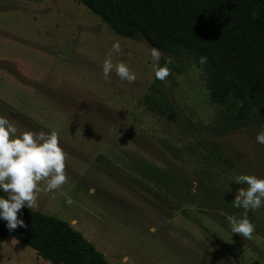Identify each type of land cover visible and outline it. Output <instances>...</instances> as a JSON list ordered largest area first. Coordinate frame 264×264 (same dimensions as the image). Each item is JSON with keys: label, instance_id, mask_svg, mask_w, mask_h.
I'll return each instance as SVG.
<instances>
[{"label": "rangeland", "instance_id": "rangeland-1", "mask_svg": "<svg viewBox=\"0 0 264 264\" xmlns=\"http://www.w3.org/2000/svg\"><path fill=\"white\" fill-rule=\"evenodd\" d=\"M112 60L136 74L132 83ZM144 38L114 33L76 0H0V116L17 128L55 131L66 176L30 208L80 231L116 264H264V203L248 211L250 239L232 234L237 175L264 179L262 124L233 121L212 104L205 72L184 53L154 78ZM116 130V131H115ZM0 264H49L12 236Z\"/></svg>", "mask_w": 264, "mask_h": 264}, {"label": "trees", "instance_id": "trees-1", "mask_svg": "<svg viewBox=\"0 0 264 264\" xmlns=\"http://www.w3.org/2000/svg\"><path fill=\"white\" fill-rule=\"evenodd\" d=\"M76 1L118 35L184 53L205 72L212 104L233 121L264 124V0ZM20 212L24 226L9 230L0 220V237L27 244L49 264H116L69 222L25 207Z\"/></svg>", "mask_w": 264, "mask_h": 264}, {"label": "clouds", "instance_id": "clouds-1", "mask_svg": "<svg viewBox=\"0 0 264 264\" xmlns=\"http://www.w3.org/2000/svg\"><path fill=\"white\" fill-rule=\"evenodd\" d=\"M121 45L115 41L106 53L102 63V73L105 80L110 73H115L121 81L132 83L136 74L123 61L113 63L112 54L120 53ZM154 78L164 81L168 77L169 65L173 63L166 57L160 63V51L152 47L149 50ZM206 57L200 56L199 63H206ZM116 131V130H115ZM256 143L264 145V124L255 136ZM64 152L59 146L55 131L34 133L24 131L17 135V128L5 116H0V220L6 221L9 230L18 225L23 227L24 221L18 218L23 213L22 207L32 208L36 204V194L41 190L38 182L46 181L43 191L49 192L62 185L66 176ZM232 181L247 187L237 188L232 201L233 207L243 209L241 217H227L232 234H238L250 239L255 230V224L248 219V211H255L264 203V179L254 175H237Z\"/></svg>", "mask_w": 264, "mask_h": 264}]
</instances>
